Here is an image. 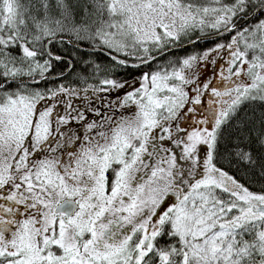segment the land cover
<instances>
[{
	"label": "snow or ice",
	"instance_id": "obj_1",
	"mask_svg": "<svg viewBox=\"0 0 264 264\" xmlns=\"http://www.w3.org/2000/svg\"><path fill=\"white\" fill-rule=\"evenodd\" d=\"M0 264H264V0H0Z\"/></svg>",
	"mask_w": 264,
	"mask_h": 264
}]
</instances>
